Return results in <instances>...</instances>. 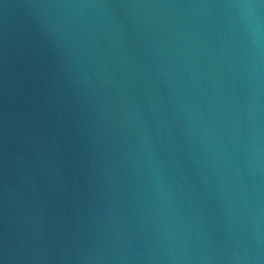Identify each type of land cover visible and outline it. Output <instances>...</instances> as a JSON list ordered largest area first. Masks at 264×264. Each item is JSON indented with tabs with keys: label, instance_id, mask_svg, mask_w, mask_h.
Wrapping results in <instances>:
<instances>
[{
	"label": "water",
	"instance_id": "water-1",
	"mask_svg": "<svg viewBox=\"0 0 264 264\" xmlns=\"http://www.w3.org/2000/svg\"><path fill=\"white\" fill-rule=\"evenodd\" d=\"M0 238L264 264V0H0Z\"/></svg>",
	"mask_w": 264,
	"mask_h": 264
}]
</instances>
